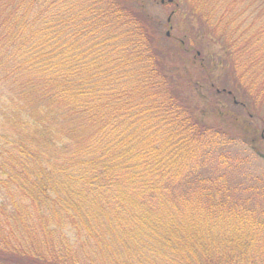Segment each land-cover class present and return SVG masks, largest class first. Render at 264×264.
Wrapping results in <instances>:
<instances>
[{"label":"trees","instance_id":"obj_1","mask_svg":"<svg viewBox=\"0 0 264 264\" xmlns=\"http://www.w3.org/2000/svg\"><path fill=\"white\" fill-rule=\"evenodd\" d=\"M215 1L218 19L189 9V25L217 48L195 52L202 55L195 67L209 72L206 54L230 72L229 87L211 88L249 117L260 115L254 106L264 116V0ZM159 2L174 3L164 22L171 25L177 0ZM161 28L143 0H0V84L18 94L16 103L7 98L0 106V264H162L149 259L160 251L166 264H264L263 222L251 209L229 207L235 190L223 172L226 154L216 149L239 135L202 122L192 97L179 99L155 44ZM60 29L70 33L66 42ZM84 31L95 38L75 46ZM185 44L177 49L190 54ZM249 149L264 162L251 143ZM208 158L219 177L199 172ZM177 177L206 198L202 223H245L247 235L232 236L228 256L201 253L197 227L166 247L160 219L177 226L186 216L155 213L154 204L169 203L160 195ZM245 190L254 203L264 201V170Z\"/></svg>","mask_w":264,"mask_h":264},{"label":"rangeland","instance_id":"obj_2","mask_svg":"<svg viewBox=\"0 0 264 264\" xmlns=\"http://www.w3.org/2000/svg\"><path fill=\"white\" fill-rule=\"evenodd\" d=\"M143 1L146 10L152 13L154 17L159 19L160 23L162 24V28L159 30L161 35L158 33L159 36L157 35L155 44L160 45L163 48L160 51L161 61L162 64H165V72L168 74V80L171 81L170 84H174L175 88L180 93L178 94L179 99L182 100V102H187V100L192 97V112L194 115L200 117L202 122L227 129L226 134L228 136L234 135L237 137L239 135L240 140H238V138L237 142L223 146L222 144H218L216 148L218 152H220L221 148H223L226 154L225 160H227V163L223 169V172L226 173L225 179H227L232 184L235 190L234 192H232V202L229 203V207H236V211L239 212L251 209L252 214H254L255 216L254 219L262 221L264 227V213L261 210V208L264 209V201H261L260 204H256L249 197L248 193L245 192V186L252 180L257 179L261 175L262 170H264V162L252 155L249 149L251 143V146H255L258 149L259 153L264 154V141H261V139H259L261 134L264 136V116L262 108L260 110L258 107L254 106L253 113L260 111V115H258L257 117H249V112L247 111V109L243 110L239 106L231 105L229 103V98L225 96V94H222V92H216L215 88H211V84H214V82L220 85V88L229 87L231 83L229 79L230 72H227L226 69L225 71H221L219 68L217 69L214 64H210L209 62H207L206 59L208 58L206 54L204 62L210 66L209 72L202 71L195 67L199 65L198 60L202 59V55H199L198 53L199 56H195V52H199L201 49H208L207 52H209L212 50H216L217 48L215 47L216 45L214 43L209 41L207 38H202V36L196 33V29L189 25V21L195 22V19L192 18L193 16L189 14V9L192 8L194 10L198 6L202 11L203 16H205L206 20L209 19V17L210 19L211 17L218 19V14L216 13L217 11H214L212 9V4H215L218 7L217 2L215 0H211L210 6L207 7L206 5L210 0H177L175 5V7L177 8L175 11L176 14L172 18V24L164 26V22H166L169 13H171V11H173L174 9V3L173 5H162L159 2L160 0ZM248 1L251 0H245L244 3ZM73 2L76 6L79 4V0H73ZM240 6H243V4H241ZM214 13L216 14L212 16V14ZM199 24L200 21L196 19V25ZM202 24L205 25L203 22ZM200 30L203 31L202 29ZM166 31H169L170 33V35L167 36L168 39L163 37L164 32ZM60 32V36H62L64 41L66 42V38H70V33L67 32V29L66 32L63 29H60ZM94 36L95 32L84 31L81 36H77L78 39H76V41L78 44L75 43V46L80 47L83 43H89L90 40L95 38ZM169 37L172 39H170ZM184 40L187 41L185 47H191V49L193 50L190 54L177 49L178 42ZM194 56L195 60H197L198 63L192 65L194 64ZM191 61H193L192 64H190ZM218 61L219 59L215 58V62ZM186 68L189 69V72H186ZM178 74L180 75L179 78H177ZM187 79L191 80L190 84L187 83ZM1 81L2 79L0 74V82ZM177 81H181V84H179L180 89L178 88ZM192 81H195L196 83ZM10 93L11 92L8 88H4L0 84V106H2L3 108L8 103L7 98L12 99V102L15 103L18 100V94H16L15 92L12 94ZM244 99L245 98H242L240 100L244 101ZM233 119H240V121H244L250 128L243 130L240 125V121L233 122ZM12 128L14 129V124ZM10 130L9 134L12 132ZM217 138L218 143H222V136L219 135ZM244 139H247V141L249 142L244 143ZM213 154L214 151L211 153V158L214 156ZM211 158H208L205 164H197L198 166H201V169H199L200 171H198L201 172V174H204L205 171L206 174H209L211 176L213 175V177H219L218 172H220V170L218 172H215V169L212 168V166H214L215 164L210 161ZM203 167H205V169ZM176 180L177 183H175L174 181L173 188H171L170 190H166L165 193H162L160 195L165 200H168L169 203L163 201L162 203L158 204L157 199L155 200L154 204L156 207L155 213L158 212L160 214V212L163 213L164 211L166 212V210H169L171 212L179 211L182 213V215L186 216L180 218L179 225L177 226L173 225L176 220H170L165 217L164 219L159 218L161 222L158 224V227L162 233V238L166 243V247L174 246L184 232L192 231L197 227L196 229H199L200 231H198L199 234L196 239L198 240V243H202L201 253L219 252V254L221 255L228 256L230 254L228 251L230 250L229 241L231 240L232 236L234 237L236 235L245 237L247 235L245 230V223H238L235 225L233 219H226L222 217H217L214 221H211L208 217H205V220L202 223V216L207 215V213L200 212L201 209H204L207 206L204 205V199L207 202L206 198L199 199L198 196L194 193L196 191L188 185L186 180H183L180 177H177ZM219 186L220 185H218L216 188H218ZM218 191L222 195H225L227 192L223 189ZM139 202H141V200ZM134 212H136V210H134L133 213ZM219 213L224 215L225 210ZM212 214L218 215L216 211ZM188 215L193 217L197 216V221L195 219H192ZM127 236L128 237L126 238V240L130 241L131 237L129 235ZM185 240H187L188 242L190 241L189 237L187 236H184V238L182 239V241ZM236 248L237 246L234 247L235 250ZM160 253L162 254L159 258L157 256H150L149 259L154 263L166 264L167 259L164 256L165 251H160Z\"/></svg>","mask_w":264,"mask_h":264}]
</instances>
